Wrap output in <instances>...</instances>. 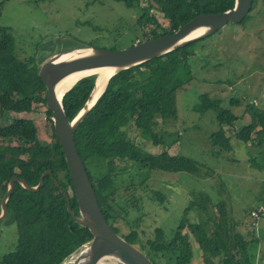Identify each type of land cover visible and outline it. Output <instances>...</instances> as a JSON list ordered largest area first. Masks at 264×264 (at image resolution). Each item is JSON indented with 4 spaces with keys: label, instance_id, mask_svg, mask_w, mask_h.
<instances>
[{
    "label": "trees",
    "instance_id": "16d2710c",
    "mask_svg": "<svg viewBox=\"0 0 264 264\" xmlns=\"http://www.w3.org/2000/svg\"><path fill=\"white\" fill-rule=\"evenodd\" d=\"M124 1L132 6L134 0ZM236 0H155L157 9L168 21V28L161 26L158 20L147 11L152 5L141 7L142 14L135 21V27L140 32L143 25L154 24L148 40L160 35L174 32L180 25L190 21L198 14L222 12L233 8ZM256 0L253 2V8ZM252 8V9H253ZM248 15L241 23L249 19ZM140 28V29H139ZM161 28L162 32L158 29ZM204 38H198L174 51L147 60L135 66L120 70L110 77L103 92L87 112L74 131V141L89 178L101 210L119 234L138 246L146 255L158 264V257L166 254L175 264L191 262L193 249L190 237L194 238L200 252L201 264H264V238L262 230L258 232L251 220L254 217L248 210L250 223L246 219L229 220L225 201L216 204L217 212L205 210L203 203L196 209L199 221H189V208H185L179 219L178 226L172 230L171 237L165 238L163 228L154 226L147 232L139 230L138 223L131 224L122 211L117 210L118 188L116 178L126 174L129 167H139L149 171H182L187 174L209 177L215 175L202 163L191 158L162 151L153 155L139 145L132 136L119 135L131 131L148 133L154 145L163 144L167 134L157 129L165 125L178 124L176 93L193 78L196 59H202L209 64L210 55L193 54L196 46H200ZM202 42V43H203ZM192 49V50H191ZM191 50V51H190ZM40 64L34 57L21 61L15 55L14 38L10 29L0 26V98L6 97L8 104L4 109L19 112L31 104L42 103L47 107V87L38 75ZM96 80V74L80 78L64 95L62 102L70 120L78 114L88 99ZM235 101L241 103L235 98ZM233 104V100L230 101ZM193 110L203 113L211 110L216 114L218 130L208 133L213 150L219 153L235 154L234 141L251 144L264 156V110L248 104L252 122L240 131H234L232 136L226 134L224 127H230L239 119L228 109L221 107L219 100H211L208 94L198 95V102ZM0 110V139L17 140L19 145L0 144V202L7 190L11 176L22 178L28 185L35 186L40 182L41 175L52 169L53 174L45 177V183L38 191H28L18 182L14 183L6 207L8 223L15 226L16 241L13 248L0 257V264H64L78 249L92 239V234L73 218L68 211L64 194L55 184L57 178L60 184L68 190L71 196L75 214L78 203L75 196L71 172L62 151V145L52 125L53 140L48 143L39 137L38 127L34 120L28 118H6ZM48 117L52 111L47 107ZM134 131V132H133ZM233 140V142H232ZM103 159L106 173L94 177L88 167V159ZM229 159V158H228ZM227 159V160H228ZM232 160V159H230ZM253 166L258 165L257 157L250 159ZM233 162L236 161L232 160ZM141 175V173H140ZM146 178L142 177V180ZM139 183L140 187L144 184ZM221 186L225 183L221 180ZM136 183L125 187L132 201L138 202L135 191ZM161 198L159 192H156ZM129 205V202H128ZM194 205L196 203L194 202ZM123 209V208H122ZM1 211V209H0ZM200 212V213H199ZM125 220H117V216ZM252 216V217H251ZM5 217V218H6ZM217 222V225L213 222ZM264 220V216L259 219ZM130 223V226L128 225ZM246 223V228L243 224ZM225 224V227H223ZM187 225L190 234L181 233ZM191 235V236H189ZM261 245H263L261 247ZM117 264H120L117 262Z\"/></svg>",
    "mask_w": 264,
    "mask_h": 264
},
{
    "label": "rangeland",
    "instance_id": "374dc122",
    "mask_svg": "<svg viewBox=\"0 0 264 264\" xmlns=\"http://www.w3.org/2000/svg\"><path fill=\"white\" fill-rule=\"evenodd\" d=\"M148 4L152 8L147 12L161 26L168 28V21L156 10L155 0H134L131 7L117 0H0V26L10 29L15 55L19 60L34 57L38 64H42L54 55L86 46L120 51L130 48L135 42L143 41V38L151 36L150 31L155 25L140 26L139 32L135 21L142 14L141 7ZM249 15L250 18L244 23H228L220 30L204 36L205 42L202 41L200 46L190 50L197 56L210 55L207 61L209 64L196 59L198 63L193 68L194 78L177 91L178 124L157 129L158 134L163 130L167 132L165 139L162 137L163 144L154 145L148 133L127 131L119 135L132 136L137 145L153 155L167 151L169 154L191 158L215 172V175L202 177V172L197 176L182 171H149L130 166L128 173L116 178V187L122 194L118 195L115 208L124 215L129 212L127 220L132 225L138 223L139 230L144 228L151 232L154 226L160 225L165 238L169 239L187 206L192 208L187 215L189 221H199L196 209L200 203L213 216L217 212L216 204L219 200L225 201L231 224L232 216L236 220L246 219L244 222L250 223L248 210L264 202V156L251 144L245 145L237 140H232L235 147L233 158L229 153L216 152L207 139L208 133L219 128L216 114L211 110L203 113L193 110L198 95L203 93L208 94L211 100H219L222 108L239 117L231 128L224 127L226 134L232 137L234 131H240L252 122L247 111L248 104L264 110V0H256ZM158 31L162 32V29ZM235 98L241 103L235 101ZM6 104V97H1L0 110L4 117L37 120L40 139L48 143L53 140V120L48 117L44 104L34 103L19 112L4 109ZM21 143L0 139V144ZM254 157L259 160L258 165L263 163L261 168L253 166L250 159ZM88 160L93 161H88V167L94 177L106 173L103 159ZM142 177L146 179L142 180ZM141 180L144 189L138 186ZM221 180L225 183L224 187L221 186ZM132 183L138 186L135 191L138 202L132 201L131 195L124 190ZM117 220L125 218L118 215ZM213 222L217 225L215 220ZM246 223L243 228H246ZM255 228L258 232L262 230L259 236L264 238V220L261 219ZM181 233L190 234L187 225L182 227ZM15 241V226L8 223L6 217L0 221V257L13 248ZM190 246L193 257L188 264H201L200 252H196L198 246L192 236ZM78 251L64 264H72V258ZM163 255L162 258L158 257V264H175L174 260L167 261L168 255ZM104 262L117 264L116 261Z\"/></svg>",
    "mask_w": 264,
    "mask_h": 264
},
{
    "label": "water",
    "instance_id": "95a60500",
    "mask_svg": "<svg viewBox=\"0 0 264 264\" xmlns=\"http://www.w3.org/2000/svg\"><path fill=\"white\" fill-rule=\"evenodd\" d=\"M253 2L254 0H236L234 7L228 10L198 14L190 21L180 25L172 33L135 42L128 49L107 51L94 49L92 46H86V48L54 55L40 64L38 75L42 78L48 90L47 107L52 111L55 133L62 145V151L70 168L71 179L78 203V215L75 214L72 207L71 196L68 190L60 184L57 178H54V181L56 186L60 188L61 192L64 194L68 211L72 214L75 222L86 226L92 234V239L87 243L91 246L89 251L73 261L72 264H100L103 260L110 257L115 258L116 262L120 264H155L145 252L138 248V246L128 241L122 235H119L111 226V223L105 218L98 203L93 184L79 156L74 141L75 129L94 105L99 95L103 92L110 77L120 70L164 55L198 38H203L210 33L220 30L228 23H241L251 12ZM196 30H201V32L195 36L188 37L190 33ZM82 50H85V52L79 53V51ZM67 53H73L72 58L57 61ZM103 67H110L113 69V72L106 80L104 88L97 97L92 100L97 88L96 77L95 85L83 108L73 120H70L62 102L64 95L80 78L94 74L96 69ZM71 73L84 74H82V76L63 93L62 97L59 98L57 91L58 84L64 77ZM48 174H53L52 169L45 171L41 175L40 182L35 186L28 185L20 177L11 176L8 181L7 190L3 194L0 202V221L6 217V202L11 195L15 182H18L28 191H38L44 185L45 177Z\"/></svg>",
    "mask_w": 264,
    "mask_h": 264
},
{
    "label": "bare ground",
    "instance_id": "6f19581e",
    "mask_svg": "<svg viewBox=\"0 0 264 264\" xmlns=\"http://www.w3.org/2000/svg\"><path fill=\"white\" fill-rule=\"evenodd\" d=\"M199 32H201V30H196L192 33H190L188 35V37H191V36H195L197 35ZM85 52V50H82V51H79V53H83ZM73 56V53H67V54H64L61 58H59L57 61H60V60H67V59H70L72 58ZM96 74V77H97V88L95 90V93H94V97L92 98V100L94 98L97 97V95L102 91V89L104 88L105 86V83H106V80L108 78V76L113 72V69L110 68V67H103V68H99V69H96L94 71ZM82 74L84 73H71L69 75H67L66 77H64L60 83L58 84V87H57V91H58V96L59 98L62 97L63 93L68 89L70 88L73 83L79 78L82 76ZM61 89V91H60ZM90 244H86L84 245L79 251L78 253H76L74 255V257L72 258V262L75 261L76 259L80 258L82 255H84L86 252L89 251L90 249ZM105 260H109V261H116L115 258H108V259H105ZM100 264H105L104 260L100 263Z\"/></svg>",
    "mask_w": 264,
    "mask_h": 264
},
{
    "label": "built area",
    "instance_id": "2783aa9c",
    "mask_svg": "<svg viewBox=\"0 0 264 264\" xmlns=\"http://www.w3.org/2000/svg\"><path fill=\"white\" fill-rule=\"evenodd\" d=\"M251 215L254 217L253 224L259 225V219L264 216V202L251 208Z\"/></svg>",
    "mask_w": 264,
    "mask_h": 264
},
{
    "label": "crops",
    "instance_id": "0c3cea01",
    "mask_svg": "<svg viewBox=\"0 0 264 264\" xmlns=\"http://www.w3.org/2000/svg\"><path fill=\"white\" fill-rule=\"evenodd\" d=\"M35 121V123H36V125H37V127H38V122H37V120H34ZM200 259V258H199Z\"/></svg>",
    "mask_w": 264,
    "mask_h": 264
},
{
    "label": "clouds",
    "instance_id": "9594fccd",
    "mask_svg": "<svg viewBox=\"0 0 264 264\" xmlns=\"http://www.w3.org/2000/svg\"><path fill=\"white\" fill-rule=\"evenodd\" d=\"M52 118V117H51ZM250 211H251V209H250Z\"/></svg>",
    "mask_w": 264,
    "mask_h": 264
}]
</instances>
